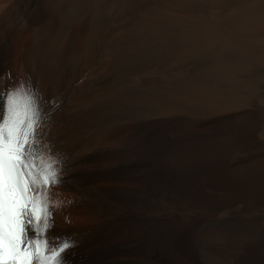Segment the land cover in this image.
I'll use <instances>...</instances> for the list:
<instances>
[{
    "label": "bare ground",
    "instance_id": "obj_1",
    "mask_svg": "<svg viewBox=\"0 0 264 264\" xmlns=\"http://www.w3.org/2000/svg\"><path fill=\"white\" fill-rule=\"evenodd\" d=\"M13 122L46 255L264 264V0H0Z\"/></svg>",
    "mask_w": 264,
    "mask_h": 264
},
{
    "label": "snow or ice",
    "instance_id": "obj_2",
    "mask_svg": "<svg viewBox=\"0 0 264 264\" xmlns=\"http://www.w3.org/2000/svg\"><path fill=\"white\" fill-rule=\"evenodd\" d=\"M26 142L27 133L21 139L15 122L8 126L7 136L4 127L0 126V264H31L34 252L40 253L42 264L45 261L48 264H71L63 254L73 244L64 241L46 255L48 242L33 240L27 235L29 229L26 224H31L32 229L39 232L38 221L50 212L44 202L30 194L28 176L31 169L22 159V148ZM60 182L58 171L48 165L44 184ZM43 227H48L47 222Z\"/></svg>",
    "mask_w": 264,
    "mask_h": 264
},
{
    "label": "clouds",
    "instance_id": "obj_3",
    "mask_svg": "<svg viewBox=\"0 0 264 264\" xmlns=\"http://www.w3.org/2000/svg\"><path fill=\"white\" fill-rule=\"evenodd\" d=\"M257 138L260 139L261 141H264V130L257 133Z\"/></svg>",
    "mask_w": 264,
    "mask_h": 264
},
{
    "label": "rangeland",
    "instance_id": "obj_4",
    "mask_svg": "<svg viewBox=\"0 0 264 264\" xmlns=\"http://www.w3.org/2000/svg\"><path fill=\"white\" fill-rule=\"evenodd\" d=\"M35 239H39V238H38V237L33 238V240H35ZM34 247H35V246H33V248H34ZM33 254H34V257H37V256H38L37 254H39V253L34 252Z\"/></svg>",
    "mask_w": 264,
    "mask_h": 264
}]
</instances>
